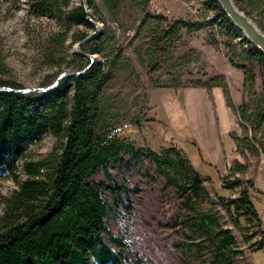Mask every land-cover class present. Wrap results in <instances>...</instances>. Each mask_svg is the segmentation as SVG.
Returning a JSON list of instances; mask_svg holds the SVG:
<instances>
[{"label":"trees","instance_id":"16d2710c","mask_svg":"<svg viewBox=\"0 0 264 264\" xmlns=\"http://www.w3.org/2000/svg\"><path fill=\"white\" fill-rule=\"evenodd\" d=\"M25 1L34 15L58 21L56 45L81 27L85 31H78L73 42L84 43L82 53L73 54L79 60L73 75L53 90L23 93L18 91L24 89L21 85L0 79V88L12 89L0 90V180L12 178L20 187L6 200L0 218V264H152L135 239L140 223L153 225L155 234L158 228L169 231L164 249L176 264H238L242 252L221 221L219 208L237 226L239 218H245L249 226L241 228L244 241L250 243L260 234L254 251L262 250V220L249 196L252 182L223 179L226 190L240 187L237 198L210 193L206 187L210 178L181 149L157 153L138 147L121 138L119 126L109 122L104 90L115 77L122 53L109 63L88 57L101 54L108 45L100 34L87 40L96 28L84 5L69 8L71 0ZM203 1L213 13L212 25L232 36V42L240 41L243 58L258 63L264 80V54L243 38L217 0ZM235 1L251 16L244 0ZM86 2L93 8V0ZM151 17L169 26L159 31V42L179 26L190 25L178 20L170 26L168 17ZM45 53L52 61L57 57L54 48ZM161 66L159 60L153 69ZM3 68L0 58V72ZM62 71L59 63L58 73ZM258 115L264 120V111ZM134 117L130 123L137 127L141 122ZM45 134L56 138L53 152L42 160H30L28 143ZM20 169L27 176L24 181ZM112 222L124 224V231L116 233Z\"/></svg>","mask_w":264,"mask_h":264},{"label":"rangeland","instance_id":"374dc122","mask_svg":"<svg viewBox=\"0 0 264 264\" xmlns=\"http://www.w3.org/2000/svg\"><path fill=\"white\" fill-rule=\"evenodd\" d=\"M115 1L93 0L90 9L83 0L69 4V8L83 4L99 25V31L89 33L100 34L108 46L101 54H94L97 59L116 62L118 52L122 53L115 77L104 90L109 122L119 126L121 138L138 147L157 153L172 147L181 149L186 159L210 178L206 182L210 193L237 198L240 187L226 190L223 179L252 182L249 196L264 231V120L258 118V112L264 111V80L260 66L243 58L239 40L232 42V36L212 25L213 13L203 0ZM233 2L264 33V0H244L251 16ZM157 15L168 17L170 26L178 20L191 26L181 25L159 42V31L169 26L151 17ZM195 24L200 26L198 30L192 27ZM78 31L85 29H72L65 42L56 45L61 28L55 18L34 15L25 0H0V58L5 68L0 79L25 89H41L63 73L72 74L79 63L73 58L79 44L73 39ZM48 47L54 48V61L45 55ZM159 60L162 66L154 70ZM134 116L141 122L137 127L130 123ZM56 144V138L49 134L29 142L30 160L48 157ZM25 179L21 170L20 180ZM19 189L12 178L0 180V218L6 200ZM219 212L242 252L238 264H264V248L254 251L261 235L247 243L241 231L249 226L245 218H239L237 226L225 210L219 208ZM111 225L116 233L124 231V224ZM136 229L135 239L145 247L152 264H176L164 249L169 231L158 228L155 234L153 225L142 223Z\"/></svg>","mask_w":264,"mask_h":264},{"label":"water","instance_id":"95a60500","mask_svg":"<svg viewBox=\"0 0 264 264\" xmlns=\"http://www.w3.org/2000/svg\"><path fill=\"white\" fill-rule=\"evenodd\" d=\"M218 1L220 2L225 13L232 20L233 24L235 26H237L238 28H240V30H242L246 39L248 41H250L251 43H253L264 54V33L257 27V25L251 19H249L244 13H242L236 7L233 0H218ZM83 2L86 5V0H83ZM94 26L96 28V31H99V29H100L99 25L97 23H94ZM93 35H95V34H91L87 38V40L90 39ZM83 43L84 42L77 45V51L80 53H81L80 46ZM90 58L92 61H94L93 57H90ZM71 75L72 74L63 73L62 75L59 76V78L57 79L55 84L57 85L62 78L66 77V76H71ZM51 88H53V87L51 86ZM7 90H10V89H7ZM43 90L44 89H32L31 88V89L18 90V91L19 92H31V91H43Z\"/></svg>","mask_w":264,"mask_h":264},{"label":"bare ground","instance_id":"6f19581e","mask_svg":"<svg viewBox=\"0 0 264 264\" xmlns=\"http://www.w3.org/2000/svg\"><path fill=\"white\" fill-rule=\"evenodd\" d=\"M88 13V12H87ZM91 18H90V16H89V20H90ZM92 20V19H91ZM90 20V21H91ZM93 21V20H92ZM244 34V33H243ZM244 37H245V35H244ZM246 38V37H245ZM250 42V41H249ZM251 43V42H250ZM79 44H81V43H79ZM78 44V45H79ZM253 44V43H252ZM254 45V44H253ZM82 46V45H81ZM81 46H80V51H81ZM78 52V51H77ZM80 53V52H79ZM81 53H82V51H81ZM88 57L90 58V57H93L94 58V61H95V59H96V56H91V55H88ZM91 59V58H90ZM89 68V67H88ZM87 70V69H86ZM86 70H84L83 71V73L86 71ZM70 74V73H69ZM76 74H78V73H76ZM72 75H73V73H72ZM59 78V77H58ZM63 79V78H62ZM61 79V80H62ZM61 80L59 81V83L61 82ZM57 81V80H56ZM56 81L54 82V84L56 83ZM58 83V84H59ZM52 84L51 86L53 87V88H51V86H49V87H46V88H41V89H44L43 91H31V92H46V91H50V90H53L57 85L55 84ZM7 89H10V90H7ZM32 89H39V88H32ZM0 90H6V91H11L12 89L11 88H8V87H3V88H0ZM21 90H25V88L24 89H21ZM23 93H29V92H23Z\"/></svg>","mask_w":264,"mask_h":264},{"label":"clouds","instance_id":"9594fccd","mask_svg":"<svg viewBox=\"0 0 264 264\" xmlns=\"http://www.w3.org/2000/svg\"><path fill=\"white\" fill-rule=\"evenodd\" d=\"M119 227V224L117 225ZM126 243V242H125Z\"/></svg>","mask_w":264,"mask_h":264}]
</instances>
